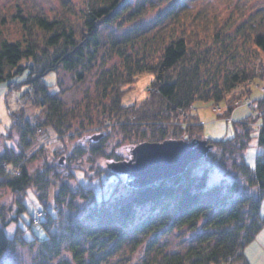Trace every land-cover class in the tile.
Segmentation results:
<instances>
[{
	"label": "trees",
	"instance_id": "obj_1",
	"mask_svg": "<svg viewBox=\"0 0 264 264\" xmlns=\"http://www.w3.org/2000/svg\"><path fill=\"white\" fill-rule=\"evenodd\" d=\"M156 6L144 0H87L80 9L79 24L39 14L12 16L22 34L0 40V82L16 87L26 84L37 111L31 115L22 108L13 111L12 126L4 134L9 139L19 135L22 149L0 155V186L18 195L14 206L0 204V256L10 246L36 240L37 244L51 241L57 246L65 241L74 264H127L113 260L126 245L131 250L144 249L138 264H251L245 247L264 226V114L259 127L241 118L232 137L217 140L203 139L202 123L192 126L185 120L173 124L172 119H181L199 100L228 102L252 93V83L263 75L255 60L264 55V6L244 20L230 17L222 24L208 20L212 25L203 27L197 24L201 18L186 23L180 20L179 15L190 10L188 0H168L155 17L154 34L149 36L142 29L144 17ZM163 17L178 28L170 31ZM6 22L0 16V36ZM108 26L123 28V33L104 41L102 31ZM113 57L119 60L108 66ZM96 67L94 82L79 98L67 102L62 80L58 93H52L44 80L57 71L82 82ZM143 72L155 75L148 96L123 105V93ZM21 74H25L22 81L13 80ZM233 109L230 106L228 112ZM51 134L61 141L76 137L93 152L103 150L107 137L122 136L135 141L134 147L169 139L205 140L209 151L172 177L146 185L133 179L125 184L126 190L116 191L117 185L113 194L100 198L82 184L75 191L68 186L57 170L63 162L60 157L36 172L30 170L29 162L37 151L29 155L25 148L41 144V137L47 141L39 146L43 151ZM93 135L100 139L92 141ZM253 137L259 152L251 167L244 151ZM114 155V162L121 161ZM229 159L233 177L211 182L216 165L223 166ZM132 160L133 153L124 161ZM54 186L59 188L55 210L46 208V219L41 221L48 235L26 238L25 228L19 224L27 210L23 194L33 187L38 200L48 206ZM82 200H89L90 205L79 214L75 209L80 210ZM61 204L70 210L62 209ZM32 219L25 220L29 226ZM54 219L65 223L63 235L51 234L49 225ZM12 223L17 227L10 232ZM183 228L195 232L194 243L183 251H167L161 244L163 237Z\"/></svg>",
	"mask_w": 264,
	"mask_h": 264
},
{
	"label": "rangeland",
	"instance_id": "obj_2",
	"mask_svg": "<svg viewBox=\"0 0 264 264\" xmlns=\"http://www.w3.org/2000/svg\"><path fill=\"white\" fill-rule=\"evenodd\" d=\"M144 1L157 4L154 9H150L148 14L145 15L142 27V29H145L144 33L153 36L154 27L157 24L155 23L154 25L155 17L158 12L163 10L168 0ZM86 2L87 0H0V16H4L7 20L6 25L3 27L0 40L4 36L9 39L21 37L22 28L20 24L12 18V16L18 13L24 15L39 14L49 18H65L69 22L79 24L80 9L86 6ZM188 2L190 10L183 12L182 15L180 14V20L186 23V21L194 17L198 19L201 18L197 24L203 27L212 25L210 24L212 22L208 20L213 21L214 24L216 22L222 24L223 21L230 17L237 21L244 20L248 18L249 15L254 14L258 8L264 6V0H188ZM162 20L166 22L169 18L163 17ZM158 22H161V20ZM164 26H170V31H174L178 28L177 24L175 25L173 22L170 23V21L166 22ZM122 29L123 28L116 29L114 26L105 27L102 31L103 40L105 41L112 36L115 37L120 35L123 33ZM162 34H166L167 37V33L163 30ZM157 39L158 42L162 40L160 35L157 36ZM118 60V57H113L112 61L110 60L107 65L112 66L113 63H117ZM255 66L257 67L258 73H262L263 75L257 78L255 83H252V93H247L239 99L231 98L228 102L221 101L220 103H212L211 101H196L192 107L184 111V114H181V119L174 120L176 119L174 118L172 119V123H184L185 120L186 123L190 122L192 126H199L202 123V136L205 140L232 137L235 133V127L238 125L236 122L241 118L243 121L246 120V123L259 127L261 125L260 117L264 114L263 54L255 60ZM98 67H96L93 72H90L91 74L89 73V75H86L85 80L82 82H77L70 73H62L63 71L61 75H59L57 71H52L45 76L44 80L50 85L52 93H58L60 91V81L62 80V94L64 95V100L67 102L76 99V97L79 98L82 91L94 82L96 73L99 71ZM154 76L153 72H143L139 74L134 83H132V86H128L129 88L123 93L121 98L122 104L128 106L139 103L145 99L150 89H152L151 82ZM24 78L25 74H21L15 76L13 80L22 81ZM30 90L29 87L27 90L26 84L16 87L14 84L9 86V82L7 81L0 82V155L7 150L19 151L22 149L19 135L15 136L13 139H9L4 134L8 133L12 126L13 111L22 108L27 115H31V113L37 111V108L30 100L32 95ZM230 106L234 108L232 112H228ZM192 115L193 117L191 118ZM193 118L194 120H192ZM51 137L52 139L43 151L38 150L40 149L39 146L44 143L46 144L47 141L41 137L38 138L41 144L36 145L34 143L25 148L26 153L28 152L27 154L29 155L33 150L37 151L36 157L32 158L31 162H29V168L32 172H36L47 163H54L53 161H57L60 157L63 162L62 166L57 167V170L63 179L66 180L68 186L75 191L78 189L79 184H82L93 189L100 198L113 194L117 185L119 190L117 189L116 191L126 190L125 184H128L127 181L129 182L134 179V177L128 173L118 171L110 167V165L114 162V153L120 156L119 160H128L133 153L132 148L135 146L133 145L135 141L131 142V140L123 136L111 139L107 137V140L103 143V150L100 152H93L90 146L85 144V141L79 140L76 137L67 138L64 141L59 140L54 135ZM99 139L100 137H95L93 135L91 140L98 141ZM76 149H78V151ZM258 152L259 147L257 139L253 137L249 146L244 151V158L251 167L255 164ZM70 155L72 158H70ZM230 163L231 160L229 159L223 166L221 163L219 165L217 164L212 173L211 182L219 181L222 178H232L233 172ZM73 169L74 173L72 172ZM103 170L105 172H100ZM58 190L59 188L57 189V186L50 188L48 206H44L38 200L35 194L36 190L33 187L29 188L25 194H23L27 210L22 215L24 220L21 219L19 224L25 228L24 232L26 238H31L34 235L45 238L48 235V230L41 224V221L46 219V208L55 210V195L58 193ZM17 196L18 195L11 191L10 188L0 186L1 205L14 206ZM82 202L83 203L79 205L80 210L79 207L75 209L79 214H84L82 209L84 206L90 205L89 200H82ZM60 207L66 209L67 212L70 210L66 205L61 204ZM31 216H33L32 225L29 226L26 221L30 222ZM16 227L17 224L12 223L8 229L10 232H13ZM49 229L51 234L63 235L66 231V226L62 220L54 219V222L49 225ZM194 233V231L187 228L175 229L163 237L161 244L169 252L183 251L194 243ZM35 241L36 240H34L32 244L17 243L10 246L9 249L0 256V264H43L45 263L43 260H46V264H74L72 255L66 248L67 243L65 241L60 242L58 244L59 246L53 245L54 243L51 241H49L47 245L43 243L37 244ZM245 253L251 264H264V226L260 229L256 237L246 245ZM144 256L143 248L131 250V246L126 245L115 253L113 260L122 262L128 261V263L126 262L127 264H138Z\"/></svg>",
	"mask_w": 264,
	"mask_h": 264
},
{
	"label": "water",
	"instance_id": "obj_3",
	"mask_svg": "<svg viewBox=\"0 0 264 264\" xmlns=\"http://www.w3.org/2000/svg\"><path fill=\"white\" fill-rule=\"evenodd\" d=\"M208 151L205 140L145 142L134 148L132 161L113 162L111 165L133 176L140 185H146L185 171L191 163L205 157Z\"/></svg>",
	"mask_w": 264,
	"mask_h": 264
},
{
	"label": "built area",
	"instance_id": "obj_4",
	"mask_svg": "<svg viewBox=\"0 0 264 264\" xmlns=\"http://www.w3.org/2000/svg\"><path fill=\"white\" fill-rule=\"evenodd\" d=\"M231 119H233V118H231ZM41 143V142H40ZM44 143V142H43Z\"/></svg>",
	"mask_w": 264,
	"mask_h": 264
}]
</instances>
